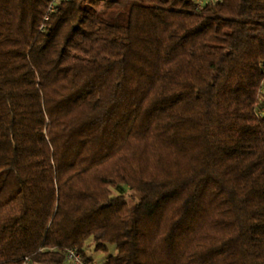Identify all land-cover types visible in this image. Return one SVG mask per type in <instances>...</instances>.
I'll return each instance as SVG.
<instances>
[{
	"label": "trees",
	"instance_id": "trees-1",
	"mask_svg": "<svg viewBox=\"0 0 264 264\" xmlns=\"http://www.w3.org/2000/svg\"><path fill=\"white\" fill-rule=\"evenodd\" d=\"M49 2L0 0V264H264V0Z\"/></svg>",
	"mask_w": 264,
	"mask_h": 264
},
{
	"label": "built area",
	"instance_id": "built-area-1",
	"mask_svg": "<svg viewBox=\"0 0 264 264\" xmlns=\"http://www.w3.org/2000/svg\"><path fill=\"white\" fill-rule=\"evenodd\" d=\"M59 0H50L48 4V12L52 11L55 9L56 4L58 3ZM198 5H201L204 1L206 0H196ZM262 69L264 71V61L262 63ZM261 91H264V79L261 84ZM259 112L263 113L264 112V99L263 103L259 106ZM64 258H65V264H96L94 260L87 259L83 257L80 251H78L74 247H68L64 250ZM28 256H25V260L23 264H28Z\"/></svg>",
	"mask_w": 264,
	"mask_h": 264
},
{
	"label": "rangeland",
	"instance_id": "rangeland-1",
	"mask_svg": "<svg viewBox=\"0 0 264 264\" xmlns=\"http://www.w3.org/2000/svg\"><path fill=\"white\" fill-rule=\"evenodd\" d=\"M112 190H113V193L118 192V190L115 188H112ZM125 194L128 196L130 201L132 200V197L134 198V196H135L131 190L126 191ZM258 252H259V246L253 245V242H251L250 254H249V264H258V260L255 257ZM87 253L89 255L88 257H90L89 259L94 260L96 262V264H102L101 261L106 256V254L101 252V251H95L92 244H89V246L87 247ZM31 264H41V263H31Z\"/></svg>",
	"mask_w": 264,
	"mask_h": 264
}]
</instances>
